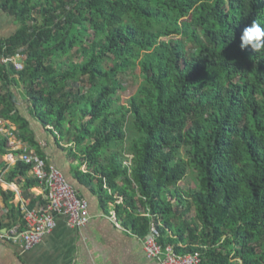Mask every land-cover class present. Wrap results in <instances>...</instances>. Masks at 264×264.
Returning <instances> with one entry per match:
<instances>
[{
    "label": "trees",
    "instance_id": "obj_1",
    "mask_svg": "<svg viewBox=\"0 0 264 264\" xmlns=\"http://www.w3.org/2000/svg\"><path fill=\"white\" fill-rule=\"evenodd\" d=\"M0 11L19 25L0 40V117L26 132L21 88L139 237L156 227L201 264H264V50L240 47L264 0H0ZM132 70L142 81L123 103ZM8 150L0 132V157ZM29 171L19 162L7 180L32 187ZM189 176L195 188L181 189Z\"/></svg>",
    "mask_w": 264,
    "mask_h": 264
},
{
    "label": "crops",
    "instance_id": "obj_2",
    "mask_svg": "<svg viewBox=\"0 0 264 264\" xmlns=\"http://www.w3.org/2000/svg\"><path fill=\"white\" fill-rule=\"evenodd\" d=\"M18 27L12 16L0 11V40L13 35ZM15 91L18 94V113L29 124L26 132H23L21 123L1 117L4 120L0 126L3 136L6 137L9 130L16 131V136L12 139L15 143L13 147L8 139V154L0 157V160L5 161L9 169L13 168L21 162L20 155L29 150L45 159L48 165H55L79 195L89 201L91 219L84 227H73L66 216H58L56 228L30 250H24L19 244L0 241V264H158L148 259L144 239L117 219L115 203L110 202L107 210L101 206L99 196L92 189L94 184L82 175L90 171L88 165H82L71 157L70 145L59 142L49 130L50 127L45 128L31 115L27 100L21 95L24 92L21 88ZM9 169L0 174V232L23 222L24 204L32 209H41L50 195L47 185L34 179L30 171L28 177L35 182L32 187L27 188V181L23 177L8 181ZM3 191L13 194L18 216L14 220L9 216L10 209Z\"/></svg>",
    "mask_w": 264,
    "mask_h": 264
},
{
    "label": "built area",
    "instance_id": "obj_3",
    "mask_svg": "<svg viewBox=\"0 0 264 264\" xmlns=\"http://www.w3.org/2000/svg\"><path fill=\"white\" fill-rule=\"evenodd\" d=\"M16 58L4 59V62L13 61L18 70L23 69V64L17 63ZM4 120L0 117V126ZM16 131L9 130L6 137L12 139ZM20 161L30 167V174L34 179L46 184L49 199L41 209L29 208L23 205V222L13 224L5 231L0 232V241L21 245L24 250L37 246L46 234L52 232L57 226V218L64 215L73 227H84L90 222L89 201L79 195L77 190L69 183L63 172L55 165H48L45 159L34 152L25 150L19 157ZM161 233L158 228H151L144 239V248L148 259L158 264H201L199 253L179 255L173 246H163L160 243Z\"/></svg>",
    "mask_w": 264,
    "mask_h": 264
},
{
    "label": "rangeland",
    "instance_id": "obj_4",
    "mask_svg": "<svg viewBox=\"0 0 264 264\" xmlns=\"http://www.w3.org/2000/svg\"><path fill=\"white\" fill-rule=\"evenodd\" d=\"M18 24V23H17ZM121 80L123 81L124 86L126 87L125 91H121L120 95L122 97L123 103H127L128 100L134 96L142 81V76L139 71H129L126 74L120 75ZM195 188L194 177L189 176L181 185L183 190H192ZM193 212L191 216H194Z\"/></svg>",
    "mask_w": 264,
    "mask_h": 264
},
{
    "label": "clouds",
    "instance_id": "obj_5",
    "mask_svg": "<svg viewBox=\"0 0 264 264\" xmlns=\"http://www.w3.org/2000/svg\"><path fill=\"white\" fill-rule=\"evenodd\" d=\"M241 49L250 48L254 52L264 50V23L253 20L240 35Z\"/></svg>",
    "mask_w": 264,
    "mask_h": 264
},
{
    "label": "water",
    "instance_id": "obj_6",
    "mask_svg": "<svg viewBox=\"0 0 264 264\" xmlns=\"http://www.w3.org/2000/svg\"><path fill=\"white\" fill-rule=\"evenodd\" d=\"M17 63H21V64H23V63H24V59H23V58H19V59H17Z\"/></svg>",
    "mask_w": 264,
    "mask_h": 264
}]
</instances>
